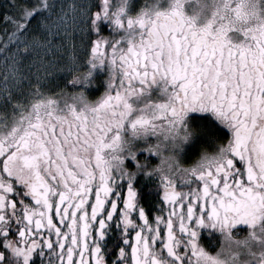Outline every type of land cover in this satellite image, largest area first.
Here are the masks:
<instances>
[{"label": "snow or ice", "instance_id": "6c2138e0", "mask_svg": "<svg viewBox=\"0 0 264 264\" xmlns=\"http://www.w3.org/2000/svg\"><path fill=\"white\" fill-rule=\"evenodd\" d=\"M0 66V264H264V0H0Z\"/></svg>", "mask_w": 264, "mask_h": 264}, {"label": "clouds", "instance_id": "9594fccd", "mask_svg": "<svg viewBox=\"0 0 264 264\" xmlns=\"http://www.w3.org/2000/svg\"><path fill=\"white\" fill-rule=\"evenodd\" d=\"M205 3L206 0H187L188 13L193 16L199 14ZM213 231L219 236L220 242L215 252H210L209 255L215 257L216 264H233L234 253L237 252L238 247H242L249 240V233H234L232 229L226 231L216 229ZM201 264H204V262L202 261ZM208 264H211V261ZM238 264H245L242 255L240 256Z\"/></svg>", "mask_w": 264, "mask_h": 264}, {"label": "trees", "instance_id": "16d2710c", "mask_svg": "<svg viewBox=\"0 0 264 264\" xmlns=\"http://www.w3.org/2000/svg\"><path fill=\"white\" fill-rule=\"evenodd\" d=\"M191 159H195V156H193ZM191 159L187 162L190 163ZM154 161L155 159H153L151 163L153 164ZM136 183L141 191V201L142 203L145 204L149 215H151L152 212L154 211L152 205L154 201L158 199V194L156 192L150 193L148 190L149 186L147 183L143 184V186H141L140 181H137ZM243 228L244 226L243 227L237 226L233 228V231L234 232L237 231L236 229H239L240 231H242ZM198 239H199V242L202 243L203 246L208 248L209 251H215L219 244V236L217 235V233L213 230L206 229L204 227L200 228Z\"/></svg>", "mask_w": 264, "mask_h": 264}, {"label": "rangeland", "instance_id": "374dc122", "mask_svg": "<svg viewBox=\"0 0 264 264\" xmlns=\"http://www.w3.org/2000/svg\"><path fill=\"white\" fill-rule=\"evenodd\" d=\"M64 2L67 4V3H69L70 2V0H64ZM133 3L137 6V7H139L141 4H143L144 3V0H133ZM63 81H61V83H62ZM155 163H157V161L155 160L154 162H153V164H155ZM237 226H239V225H236L235 227H237ZM246 227L247 226H244V228H243V230L242 231H240L239 229H236L239 233H245L246 231H247V229H246ZM234 232V231H233ZM236 232V231H235ZM234 232V233H235ZM220 242V241H219Z\"/></svg>", "mask_w": 264, "mask_h": 264}, {"label": "flooded vegetation", "instance_id": "af4514ba", "mask_svg": "<svg viewBox=\"0 0 264 264\" xmlns=\"http://www.w3.org/2000/svg\"><path fill=\"white\" fill-rule=\"evenodd\" d=\"M2 72H3V67L0 66V75H2ZM240 227H243V226H246V225H243V224H238Z\"/></svg>", "mask_w": 264, "mask_h": 264}]
</instances>
